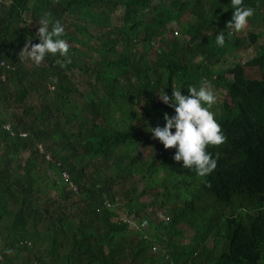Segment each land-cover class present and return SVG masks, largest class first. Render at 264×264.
Here are the masks:
<instances>
[{
	"label": "trees",
	"instance_id": "1",
	"mask_svg": "<svg viewBox=\"0 0 264 264\" xmlns=\"http://www.w3.org/2000/svg\"><path fill=\"white\" fill-rule=\"evenodd\" d=\"M243 6L255 10L247 26L263 27L247 33L254 44L264 0ZM233 11L231 0H0V264H264V43L237 60ZM45 13L64 28L66 66L19 58ZM204 81L224 94L211 111L226 141L206 148L217 167L202 178L150 129L175 115L163 91ZM146 141L149 154H134Z\"/></svg>",
	"mask_w": 264,
	"mask_h": 264
},
{
	"label": "clouds",
	"instance_id": "2",
	"mask_svg": "<svg viewBox=\"0 0 264 264\" xmlns=\"http://www.w3.org/2000/svg\"><path fill=\"white\" fill-rule=\"evenodd\" d=\"M231 5L234 11L231 20L226 24V29L240 32L247 27L248 19L254 15L255 10L252 7H244L243 0H231ZM39 24L37 35L40 42L32 44L29 38L20 51L19 58L30 59L38 67L46 55L59 54L65 57L61 66H66L71 60L68 58V42L59 38L65 34L60 21L53 22L51 13H45ZM50 25L51 30H49ZM215 44L218 47L225 45L223 31L216 35ZM188 93L187 96L182 95L177 88L172 90V95L169 97L163 91L159 99L173 108L175 115L169 117L165 114L164 127L158 126L150 131L153 138L162 143L166 150L176 149L174 161H182L185 169H194L196 174L203 178L217 167V159L213 158L206 148L209 145L219 146L225 143L226 137L211 111L217 101L212 84L204 81L199 89L190 86ZM173 129H175L174 132ZM4 254L11 255L13 250L5 249Z\"/></svg>",
	"mask_w": 264,
	"mask_h": 264
},
{
	"label": "rangeland",
	"instance_id": "3",
	"mask_svg": "<svg viewBox=\"0 0 264 264\" xmlns=\"http://www.w3.org/2000/svg\"><path fill=\"white\" fill-rule=\"evenodd\" d=\"M257 13H258V15H262L263 13H264V10L261 8V7H259L258 8V10H257ZM120 15V13L119 12H116V13H114V15H113V18H112V22L114 23V24H116L117 22H118V16ZM186 19V18H185ZM262 29H263V27H262V25H258V26H256V27H252L251 25L250 26H247L245 29H243L242 31H240V32H236L235 33V37H244V39H245V41L243 42L244 44H243V48L242 49H240V50H238L236 53H237V60H239V62H246L247 60H249V59H251V58H253V56H254V51L256 50V47L257 46H259V45H261L262 43H264V33H262L261 34V36L260 37H258V39L255 41V43L254 44H251L250 42H249V40H248V38H247V33H249V32H261L262 31ZM238 35V36H237ZM244 71H245V75H247L249 78H251V79H253V78H258V73L256 72V68H245L244 69ZM215 93V95L217 96V101H216V103H219L220 101H222L223 99H224V94H223V92H219V91H217V92H214ZM215 103V104H216ZM148 142L146 141L145 142V144H141V145H139V149H138V151L136 152V153H134V154H138V155H140V156H146L147 154H149V150H148ZM171 149H164L163 150V152L164 153H167V152H169ZM152 152V155H155V154H158V153H160L157 149H156V147H155V149H153V151H151ZM142 182L139 184V186H138V188L139 189H141L142 188ZM141 201L142 202H147L148 201V198L147 197H143V198H141ZM236 207L235 206H233V207H231V208H226V209H224V211L228 214V213H234V212H236ZM118 216H119V219L118 220H124L125 218H124V215H123V213H121L120 211H118ZM154 215H153V217H156L157 219H159V220H162V219H165V215L162 213V212H160V211H157V210H154ZM128 221H129V223H128V225H129V227L130 228H134V224L130 221V219H128ZM182 231H183V233H184V235H185V237L186 238H184V239H182V240H180V242L181 243H186L187 242V236L189 237L190 235H191V232L189 231V230H187V229H185V226H181V227H179ZM213 246V243H212V241L211 240H207L206 241V243H205V247H207V248H211ZM155 250H157V248L155 249ZM199 250V249H198ZM156 252V251H155ZM197 256H199L200 257V259L199 260H202V256L204 255L203 254V252L202 251H198L197 252V254H196Z\"/></svg>",
	"mask_w": 264,
	"mask_h": 264
}]
</instances>
